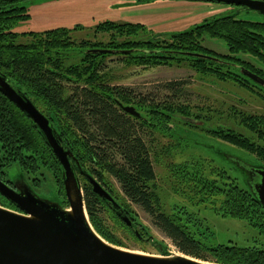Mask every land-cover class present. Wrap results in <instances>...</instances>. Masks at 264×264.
<instances>
[{"label":"trees","instance_id":"obj_1","mask_svg":"<svg viewBox=\"0 0 264 264\" xmlns=\"http://www.w3.org/2000/svg\"><path fill=\"white\" fill-rule=\"evenodd\" d=\"M19 1L0 0V71L52 121L63 145L72 150L82 169L110 192L134 223L133 227L125 224L78 173L86 212L95 231L108 242L124 246L103 225L101 214L106 211L128 230L143 251L146 246L156 249L151 229L131 209L134 204L149 215L152 224L182 254L218 264H264V207L251 192L241 188L236 178L212 160H197L190 166L182 165L174 175V191L189 203L175 202L167 210L155 187L151 145L145 140V136L153 139V134L159 133L181 144L188 133H206L245 151L264 166V112L252 114L234 106L217 110L209 103L191 104L186 98L187 80L160 84L157 88L163 95L137 94L114 84V72L105 64L108 57L118 56L127 67L186 65L200 77L231 82L263 97L249 84L239 81L232 70L221 69L226 64L209 59L199 39L205 35L220 38L229 46L230 53L251 54L264 65V25L223 17L174 33L170 38H151L142 43L140 37L146 32H140L144 30L141 25L104 21L96 31L106 32L107 41L75 42L65 27L21 33L12 30L18 21L29 17L27 8ZM20 36L27 40L19 42ZM136 41L142 47H133ZM74 49L80 53L79 59L68 63ZM92 49L117 52L93 53ZM235 61L264 77V70L242 60ZM126 105L133 106L140 116L125 112ZM233 125L240 126L248 135ZM178 130L182 132L178 134ZM12 162L31 175L27 179L33 187L50 174L59 196L65 198L60 164L37 126L0 93V169ZM108 178L119 184L120 199ZM0 203L16 209L1 195ZM204 203L213 207L218 204L214 213L244 221L253 229L254 237L242 243L214 242L213 231L202 216L206 210L201 205ZM63 204L66 205L65 200Z\"/></svg>","mask_w":264,"mask_h":264},{"label":"rangeland","instance_id":"obj_2","mask_svg":"<svg viewBox=\"0 0 264 264\" xmlns=\"http://www.w3.org/2000/svg\"><path fill=\"white\" fill-rule=\"evenodd\" d=\"M19 2L27 8L29 17L26 20L18 21L12 30L21 33L65 27L69 29V36L75 42L81 40L107 41L109 35L106 32L96 31L97 25L104 21L139 22L155 31H172L184 30L194 24L201 23L203 19L226 13L237 14V18L242 19L264 20L263 16L253 11H237L229 5L203 0H150L148 3L140 5L127 0H20ZM26 40L22 36L18 39L19 42ZM205 42L208 46L212 44L209 40ZM217 42L218 49L226 51V46L221 41ZM71 53V58L67 60L68 63L76 62L80 56L76 49ZM105 64L114 72L112 78L114 84L130 88L137 94L163 95L164 92L158 91L160 88H157V86L160 87V84L170 80H187L186 90L189 94L186 95V98L191 104L204 106L209 103L214 105L215 107L212 108L217 110L234 106L252 114L264 112V96L257 97L231 82H218L211 78L200 77L186 65L127 67L122 64L118 56L108 57ZM225 121L226 119L224 123ZM233 127L248 135L240 126L233 125ZM177 132L179 134L182 131L178 130ZM152 137L153 139L150 136H145V140L151 145V157L156 173L155 187L167 210H171V204L175 202L189 203L180 192L174 191V188H177L174 175L182 165L190 166V163L197 160L210 159L216 166L225 169L232 177L236 178L241 188H247L246 172L237 164L235 158L240 157L249 164H258L259 162L245 151L206 135V133H188L181 144L159 133L153 134ZM162 146L168 147V149L166 150L164 147V150L161 148ZM20 173L23 171L18 163L12 162L8 167H5V180L14 182ZM23 174L26 179L31 177V175ZM47 175L44 182L34 187L35 193L43 199L58 202L62 197L57 195L51 175ZM108 181L111 182L115 195L120 199L119 184L113 178H108ZM63 200L66 202V198ZM0 205L3 206L1 203ZM201 205L206 208L202 211V216L213 231L214 242L242 243L254 237L253 229L244 221L214 213L213 211L219 208L218 204L214 207L209 203ZM66 206L67 204L64 205V207ZM131 209L151 229L152 235L167 246L168 250L181 254L172 242L152 224L147 213L134 204H131ZM101 215L103 225L109 234L120 239L124 248L156 254L155 249L151 246H146V251H143L141 245L129 235L128 230L122 224L117 223L109 212L105 211Z\"/></svg>","mask_w":264,"mask_h":264},{"label":"water","instance_id":"obj_3","mask_svg":"<svg viewBox=\"0 0 264 264\" xmlns=\"http://www.w3.org/2000/svg\"><path fill=\"white\" fill-rule=\"evenodd\" d=\"M203 1L243 4L245 9L264 15V0ZM91 51L117 52L109 49ZM246 74L263 85L264 80L259 76L248 71ZM0 93L33 121L58 160L67 204L64 207L62 198L55 202L39 197L21 173L13 182L14 188L0 179V194L16 207L11 209L0 205V264H218L171 252L157 238L156 254L130 250L105 240L89 221L78 173L85 176L93 191L124 223L133 227L134 223L123 207L91 173L82 169L72 150L63 145L59 130L52 121L1 71ZM123 110L140 116L133 106H123ZM235 159L246 172L245 189L264 207V166L260 162L249 164L240 157ZM56 192L59 195L57 188Z\"/></svg>","mask_w":264,"mask_h":264},{"label":"flooded vegetation","instance_id":"obj_4","mask_svg":"<svg viewBox=\"0 0 264 264\" xmlns=\"http://www.w3.org/2000/svg\"><path fill=\"white\" fill-rule=\"evenodd\" d=\"M127 1L134 2V3L140 5V4H143V3H148L150 0H127ZM243 1H252V0H243ZM254 1H257V0H254ZM207 2H213V3H218V4L229 5L234 10H237V11H244V12L253 11V12H256L255 10L245 9V5H243V4L221 3V2H216V1H207ZM258 14L264 17V15H262L260 13H258ZM223 17H230L234 21L246 22V23H249V24H262V25H264V20H262V19L261 20H253V19L237 18V14L233 15V13H226V14H220V15L212 16L211 18L203 19L201 23L194 24L191 27L186 28L184 30H172V31H155L154 29L149 28L145 24L139 23V22H129V21H124V22L112 21V22L115 23V24H138V25H141L144 28V30H142L140 32H144V31L146 32V34H144L143 36L140 37V38H142L141 42L142 43H146L151 38L152 39L170 38L174 33L187 31V30H190V29L194 28L197 25H200V24L204 23V22L212 21V20H215V19H218V18H223ZM263 37H264V33H263ZM136 39H138V37H136ZM206 40H209V42L212 43V44H210L211 47L206 45V42H205ZM217 41H221L226 46V51H221V50L218 49V42ZM199 42H200V45L204 49H206L208 51L207 55H209V59L215 60L216 62H221V64H226L225 67H222L221 69H223L225 71L226 70H228V71L232 70L233 73L236 74V78L239 81H241L244 84H249L254 90H257L261 94L264 95V83L262 85V84H259V83L255 82L254 80H252L250 77L247 76L246 71L251 72V73L259 76L263 80H264V77L259 75V74H257V73H255L254 71L250 70L249 68H244V66L241 65V63H239L238 61H235V59L242 60L244 62H247V63L251 64L254 68L256 67V68H260V69L264 70V65L261 64L259 59H257L256 57H254L253 55L248 54V53H242V52L235 53V54L230 53L229 46L223 40H221L220 38H215V37H211V36L205 35L203 38L199 39ZM133 47L140 48V47H142V44L139 41H136V44ZM204 78H209V79L211 78V80L213 79L210 76L204 77ZM244 78H246L247 80H251V81L247 82ZM213 80H215V79H213ZM258 85L262 86L263 89L260 90L258 87H256ZM241 88H243V87H241ZM243 89L246 90L245 88H243ZM247 92H249V91H247ZM249 93L256 95L255 93H251V92H249ZM257 97H259V96H257ZM9 165H7L5 167H8ZM5 167L0 169V179L2 181H5L11 187L14 188L13 182L5 180V177H4L5 176Z\"/></svg>","mask_w":264,"mask_h":264},{"label":"bare ground","instance_id":"obj_5","mask_svg":"<svg viewBox=\"0 0 264 264\" xmlns=\"http://www.w3.org/2000/svg\"><path fill=\"white\" fill-rule=\"evenodd\" d=\"M85 177V176H84ZM80 179V178H79ZM80 183H81V181H80ZM81 187H82V185H81ZM93 190V189H92ZM82 192H83V189H82ZM83 197H84V194H83ZM117 215V214H116ZM118 216V215H117ZM119 217V216H118ZM120 218V217H119ZM132 221V220H131Z\"/></svg>","mask_w":264,"mask_h":264}]
</instances>
